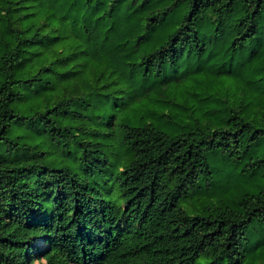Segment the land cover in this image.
<instances>
[{
	"label": "trees",
	"instance_id": "obj_1",
	"mask_svg": "<svg viewBox=\"0 0 264 264\" xmlns=\"http://www.w3.org/2000/svg\"><path fill=\"white\" fill-rule=\"evenodd\" d=\"M0 264H264V0H0Z\"/></svg>",
	"mask_w": 264,
	"mask_h": 264
},
{
	"label": "rangeland",
	"instance_id": "obj_2",
	"mask_svg": "<svg viewBox=\"0 0 264 264\" xmlns=\"http://www.w3.org/2000/svg\"><path fill=\"white\" fill-rule=\"evenodd\" d=\"M18 108L23 111L27 110V106L24 104H15ZM9 138H20L23 141H27L38 145V149L43 154L45 162L56 165V166H67L72 171L79 175H84V170L80 163V153L74 142L67 140L68 146L65 145V141H56L51 135L44 129H39L31 126H17L13 127L8 132ZM111 158L115 161V155L112 154ZM211 165L213 169V177L209 179H203L198 187L196 199L204 200V193H212L214 202L218 201L219 197L225 196L224 199H230L234 196L236 191L239 189V172L235 164L230 162L228 158L222 154H214L211 156ZM116 172V167L111 166L108 169L104 182H102L100 188L107 195V197L120 200L118 185L112 181V175ZM212 191V192H211ZM227 202V201H225Z\"/></svg>",
	"mask_w": 264,
	"mask_h": 264
}]
</instances>
